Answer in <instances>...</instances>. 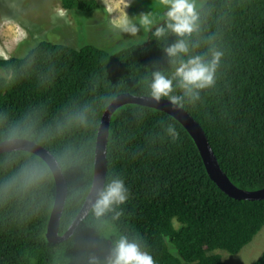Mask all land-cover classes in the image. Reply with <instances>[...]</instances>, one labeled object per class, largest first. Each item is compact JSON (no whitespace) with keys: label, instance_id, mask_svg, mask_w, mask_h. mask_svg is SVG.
Segmentation results:
<instances>
[{"label":"trees","instance_id":"obj_1","mask_svg":"<svg viewBox=\"0 0 264 264\" xmlns=\"http://www.w3.org/2000/svg\"><path fill=\"white\" fill-rule=\"evenodd\" d=\"M59 1L76 16L102 8L97 0ZM175 39L168 34L156 40L149 31L144 42L110 52L37 38L24 41L25 54L0 58V142L19 126L16 138L43 146L59 162L68 187L60 235L90 191L106 107L119 94L150 96L151 72L170 76L174 70L163 49ZM187 40L189 55L207 58L210 45L223 55L214 84L195 101L183 97L178 105L203 128L235 186L264 188V0H207L200 31ZM186 58L177 57L176 63ZM172 94L182 96L175 80ZM82 106L90 109L87 127L58 133L64 110ZM168 125L178 134L174 140L165 132ZM68 149L74 154L63 158ZM27 161L46 170V182L38 209L27 200L0 204V264H88L92 257L104 264L121 235L139 238L155 264H227L217 250L238 254L264 227V200L240 201L223 192L188 131L154 108L125 105L111 118L106 183L119 177L128 190L127 200L115 208L118 218L113 219L115 212L97 218L91 210L63 242L46 237L56 196L47 163L26 151L2 153L0 179ZM251 264H264V250Z\"/></svg>","mask_w":264,"mask_h":264},{"label":"clouds","instance_id":"obj_2","mask_svg":"<svg viewBox=\"0 0 264 264\" xmlns=\"http://www.w3.org/2000/svg\"><path fill=\"white\" fill-rule=\"evenodd\" d=\"M165 11L159 17L162 23H157L151 12H142L135 17H129L125 9L129 6L128 0H121L123 8L120 14L112 20L115 28L122 33L135 37L143 28L145 32L151 31L156 40L168 34L176 37L173 43L163 49L169 61L175 63L171 75H165L160 70L151 72L149 83L150 97L159 102L167 98L172 104H180L183 97L192 101L199 98L201 90L211 87L215 82L217 67L223 55L222 51L210 45L205 55H189L190 47L188 37L200 31L201 6L197 0H161ZM186 56L176 63V58ZM181 89L182 96L173 95V81ZM90 109L87 106L79 108H66L62 119L57 122L56 131L62 134L73 128L87 127ZM165 132L173 140L177 137L175 129L168 125ZM20 134L19 126H13L8 131L9 140H14ZM73 149H68L63 158L74 154ZM46 182V170L38 164L27 161L11 175L0 179V204L8 200H27L30 205L38 209L37 198ZM128 198V190L124 181L119 177L109 180L98 192L92 205V212L97 218H102L108 213L115 212V208L123 204ZM115 212L113 219L118 218ZM88 264H100L92 257ZM104 264H155L153 256L142 244L139 238H129L121 235L112 243L109 256Z\"/></svg>","mask_w":264,"mask_h":264},{"label":"rangeland","instance_id":"obj_3","mask_svg":"<svg viewBox=\"0 0 264 264\" xmlns=\"http://www.w3.org/2000/svg\"><path fill=\"white\" fill-rule=\"evenodd\" d=\"M101 9L76 15L62 8L59 0H0V58H10L28 49L26 40L44 38L74 48L93 45L110 52L146 40L141 28L135 37L115 28L112 20L123 8L121 0H97ZM207 0H197L202 6ZM129 17L151 12L157 23L165 11L161 0H128ZM24 42L20 48V44ZM25 54V53H24ZM264 250V227L240 253L217 250L227 264H251Z\"/></svg>","mask_w":264,"mask_h":264},{"label":"water","instance_id":"obj_4","mask_svg":"<svg viewBox=\"0 0 264 264\" xmlns=\"http://www.w3.org/2000/svg\"><path fill=\"white\" fill-rule=\"evenodd\" d=\"M130 104L163 111L179 121L195 141L210 178L229 197L240 201L264 200V188L255 191H246L238 188L230 181L228 176L221 169L203 128L184 108L178 104L170 103L166 98H161V100L157 102L150 96H136L123 93L119 94L110 102L102 115L96 139L92 185L81 210L63 235L59 234V225L67 199L68 187L57 159L46 148L31 140L15 138L14 140L8 139L0 142V154L12 151L33 153L44 160L53 173L56 184V196L47 226L46 237L49 242L60 243L70 238L81 221L84 220L92 210V205L97 198L99 190L106 183L108 170L107 145L111 118L117 109Z\"/></svg>","mask_w":264,"mask_h":264},{"label":"crops","instance_id":"obj_5","mask_svg":"<svg viewBox=\"0 0 264 264\" xmlns=\"http://www.w3.org/2000/svg\"><path fill=\"white\" fill-rule=\"evenodd\" d=\"M254 240V239H253ZM253 242V241H252ZM259 258V257H258ZM236 264V263H235Z\"/></svg>","mask_w":264,"mask_h":264}]
</instances>
